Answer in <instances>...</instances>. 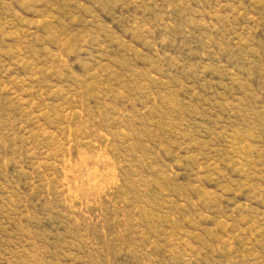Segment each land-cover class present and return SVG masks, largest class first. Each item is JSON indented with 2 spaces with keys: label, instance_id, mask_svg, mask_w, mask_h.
<instances>
[{
  "label": "rangeland",
  "instance_id": "rangeland-1",
  "mask_svg": "<svg viewBox=\"0 0 264 264\" xmlns=\"http://www.w3.org/2000/svg\"><path fill=\"white\" fill-rule=\"evenodd\" d=\"M0 264H264V0H0Z\"/></svg>",
  "mask_w": 264,
  "mask_h": 264
}]
</instances>
